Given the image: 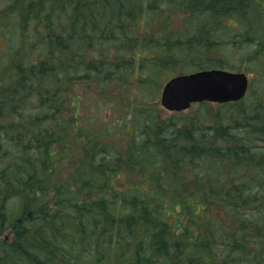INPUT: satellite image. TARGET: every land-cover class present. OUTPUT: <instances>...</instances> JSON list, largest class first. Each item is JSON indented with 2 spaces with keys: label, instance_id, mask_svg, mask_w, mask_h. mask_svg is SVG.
Here are the masks:
<instances>
[{
  "label": "trees",
  "instance_id": "16d2710c",
  "mask_svg": "<svg viewBox=\"0 0 264 264\" xmlns=\"http://www.w3.org/2000/svg\"><path fill=\"white\" fill-rule=\"evenodd\" d=\"M0 39V177L27 182L0 210V264H264V0H12ZM245 61L231 118L198 137L158 116V71Z\"/></svg>",
  "mask_w": 264,
  "mask_h": 264
},
{
  "label": "rangeland",
  "instance_id": "374dc122",
  "mask_svg": "<svg viewBox=\"0 0 264 264\" xmlns=\"http://www.w3.org/2000/svg\"><path fill=\"white\" fill-rule=\"evenodd\" d=\"M11 1L12 0H0V6L5 5V4H7V3L11 2ZM173 18L175 20V23H177L179 25V23H180V21L182 19L181 13L175 14V17H173ZM5 45H6L5 40L4 39H0V56H2L4 54V52H5ZM247 62L246 61L244 63L240 62L243 65L241 66V69H239L237 71L246 72L245 69H246ZM188 72H190V71H188V69H186V67H183L181 65L180 66L177 65V66H174V67H171V68H168V69H165V70L157 72L156 77H160V79H159L156 87H158L159 89L157 91V94L153 98L154 100L152 101V103H153L154 106H156V108L158 110V113H159L158 116L160 117V119L163 120V119H168L170 117H173L178 122H181L180 120L188 121L187 122V123H189L188 127L192 129V132L194 133V135H197L199 137L200 135H203V133L209 131L207 129H204L205 128V124H203V123H205V121H206L207 122L206 125L208 126L209 122H213L212 121L213 118H212L211 115H213L215 113L217 114L219 110H226L224 112V115H226V117H230L231 118L232 117V108L236 109V107L237 108L240 107V109L242 110L243 104H241V102H238V105H233L232 104L229 107H226V108L221 107L220 108V107H218V103L210 102V101H207L209 103L208 105L207 104L201 105V103H198V102L193 103V104H191V106L188 109H185V110L172 111V110L166 109L161 103V94H162V88H163L164 84L169 79H171L172 77L180 75V74H183V73H188ZM252 75H253L252 77L255 78L254 77L255 74H252ZM254 81H255V84L257 86L254 85V89L252 88L251 93L254 92L261 99V96L258 93L260 92L261 94H264V91L262 90V88L259 87L260 83H257L258 82L257 81V77L255 78ZM262 83H264V82H262ZM115 90H118V89H115ZM76 91H77L78 95L83 96L84 94H86L85 93V85L80 83L78 86H76ZM91 91H92V93L88 94L89 95L88 99L85 100L84 105L82 106V110L80 111L81 115L84 116V117H91L93 115L94 116H99V114H97L96 111H94L92 113L90 111H87L86 110L87 108H85L86 104L92 103L90 100H92V101L95 100V98H93V96H92L93 93L94 94L95 93L96 94L100 93L99 90H96V89H93ZM126 91H127V97L137 95L136 94V88H134V85H132V89L131 90L129 89V87H125L124 90H120L114 95L117 98H121L122 96H124L126 94ZM139 92H140V94H142V89L139 88ZM256 95H253V96L256 98L257 97ZM262 99L264 100V95L262 96ZM97 102H98V100H97ZM232 103H234V102H232ZM95 107H97V106H95ZM117 109H118L117 106H112V108H109L107 110L106 117L108 119V122L105 124V126L106 125H108V127H109V125L112 126L111 123L114 120H116L114 115L116 114L117 117L119 115V112H118ZM238 114L239 113L237 111L236 119L238 118ZM63 115L66 116L67 114L64 113ZM218 120H219V118L216 119L215 122H217ZM110 121H111V123H110ZM218 124L219 125H217V126H222L223 122L221 121ZM96 125L99 126L98 124H96ZM129 126H131V125H129ZM229 126H231V124H229ZM128 128H131V129L135 130V128H133V127H128ZM233 132L242 133L243 131L240 128L239 129H234L233 128ZM115 138H116V140L119 139L116 135H115ZM120 139H125V138L124 137H120ZM263 144H264L263 141H259L258 142V145H260V146L263 145ZM68 170H69L68 166L63 164L61 169H60L61 172H59V173L61 175H65L66 174L65 172H67ZM184 171H186V170H184ZM12 234H13L12 229L3 230L2 231V235L0 234V245L4 244V242L6 240H9L12 237ZM1 236H2V238H1Z\"/></svg>",
  "mask_w": 264,
  "mask_h": 264
},
{
  "label": "water",
  "instance_id": "95a60500",
  "mask_svg": "<svg viewBox=\"0 0 264 264\" xmlns=\"http://www.w3.org/2000/svg\"><path fill=\"white\" fill-rule=\"evenodd\" d=\"M248 87L249 78L244 72L204 69L169 79L163 87L161 103L168 110L179 111L205 100L238 101L245 96Z\"/></svg>",
  "mask_w": 264,
  "mask_h": 264
},
{
  "label": "bare ground",
  "instance_id": "6f19581e",
  "mask_svg": "<svg viewBox=\"0 0 264 264\" xmlns=\"http://www.w3.org/2000/svg\"><path fill=\"white\" fill-rule=\"evenodd\" d=\"M255 104L256 103H254L253 105H255ZM257 106L258 107H262L261 105L256 104V107ZM242 109H244V106L242 107ZM238 113L239 114H238L237 120L239 121V123H241V126H243L242 124L246 125L249 122H251L252 119L246 117L245 115H243L241 111H239ZM255 125L256 124L254 123V124L249 125L248 127H252V126H255ZM171 127H175V125L173 124ZM235 135H237V134H235ZM171 141L173 142V139H171ZM181 144L183 146H186V147L189 145V143L188 142L186 143L185 141H183L182 143H180V145ZM174 151H177V150H174ZM239 165H242V163H239ZM0 179L5 184V185L4 184H1V185H4V186H3V188L0 189V191H1L2 195H3V202L0 201V210H3L5 213L13 212V211H15L14 210V207H15L14 198H19V196H21V194H23L22 193L21 184H27V182H25V181L23 182L20 179H16L15 178L16 182L18 183V187H11V186H9V184L6 183V181L4 180V178L0 177ZM1 235H2V232H1ZM1 238H2V236H1Z\"/></svg>",
  "mask_w": 264,
  "mask_h": 264
}]
</instances>
